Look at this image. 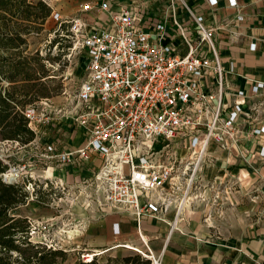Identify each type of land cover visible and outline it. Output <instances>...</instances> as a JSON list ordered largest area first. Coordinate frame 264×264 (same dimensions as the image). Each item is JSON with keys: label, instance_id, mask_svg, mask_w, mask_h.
<instances>
[{"label": "built area", "instance_id": "obj_1", "mask_svg": "<svg viewBox=\"0 0 264 264\" xmlns=\"http://www.w3.org/2000/svg\"><path fill=\"white\" fill-rule=\"evenodd\" d=\"M207 2L213 6L217 0ZM139 7L116 0L81 6L83 12L107 14L108 27L51 13L58 27L68 25L61 37L82 51L84 76L66 106L51 110L48 100H40L21 111L35 138L24 145L1 141L16 147L22 160L12 165L11 155H1L7 170L0 175L7 184H24L28 203H41L34 193L40 190L55 207L66 200L88 215L114 211L132 215L137 223L143 218L164 222L169 236L180 231L185 212L203 204L210 208L205 219L211 218L212 207L233 191L220 175L206 180L204 168L213 163L211 147L249 164L241 142L264 128L252 124L261 103L247 99L264 95V83L252 82L249 97L241 88L231 91L226 75L232 70L222 64L215 29L184 0H168L170 25L165 19L148 28L138 25ZM178 8L190 25L179 22ZM50 128L55 133L49 138ZM69 128L65 146L60 132ZM258 155L264 157V148ZM92 157L99 159L98 167L89 162ZM71 171L78 173L76 181L65 179ZM134 249L149 264H163L146 244L143 251ZM93 256L80 257L90 262Z\"/></svg>", "mask_w": 264, "mask_h": 264}, {"label": "crops", "instance_id": "obj_2", "mask_svg": "<svg viewBox=\"0 0 264 264\" xmlns=\"http://www.w3.org/2000/svg\"><path fill=\"white\" fill-rule=\"evenodd\" d=\"M95 1L98 0H51L52 5L48 6L63 19L80 17L90 25L108 27L107 14L81 11L83 4ZM184 1L194 13L203 17L207 26L215 29L214 39L222 64L225 69L232 70L226 75L231 91L241 88L249 97L252 82L264 83V0H235V6H230L229 0H217L213 6L207 0ZM116 2L138 4L136 22L142 27L148 28L153 22L164 19L169 25L171 23L168 0ZM176 13L180 23L191 24L180 8ZM237 16H242V21H237ZM247 100L261 103L260 113L252 124L264 128V95ZM243 130L248 133L249 127ZM241 147L249 152L248 165L235 155L210 148L213 163L205 166V179L220 175L233 189L218 206L212 207L211 218L205 219L210 208L201 204L185 212L179 224L180 231L168 236V226L164 222L143 218L137 223L130 214L110 211L106 215H83L82 220L77 219L71 233L79 229L86 253L91 252L88 254L99 258L126 255L120 254L122 250L138 254L134 248L143 251L146 244L155 254L161 255L163 264H264V157L258 155L264 148V131L243 140ZM89 162L95 167L100 164L94 157ZM77 178L76 171L65 175L69 182ZM114 251H119L118 256V252L116 256L110 255Z\"/></svg>", "mask_w": 264, "mask_h": 264}, {"label": "trees", "instance_id": "obj_3", "mask_svg": "<svg viewBox=\"0 0 264 264\" xmlns=\"http://www.w3.org/2000/svg\"><path fill=\"white\" fill-rule=\"evenodd\" d=\"M50 13L51 8L42 1L0 0V141L12 140L24 145L35 138L21 111L47 98L48 88L41 80L48 76L49 69L44 65L48 59L40 57L38 51L32 56L22 54L19 47L25 45L26 36H22L20 28L24 22L38 21L43 25ZM67 26L61 24L59 28L66 31ZM59 41L67 40L60 37ZM59 41L53 40L52 44ZM49 60L53 62L52 58ZM6 170L7 165L0 159V174ZM34 193L42 202L40 190ZM28 197L24 184H7L0 178V264L64 263L69 250L32 241L30 221L13 213L27 203ZM76 264H149V261L129 253L120 257L94 256L90 262L78 259Z\"/></svg>", "mask_w": 264, "mask_h": 264}, {"label": "rangeland", "instance_id": "obj_4", "mask_svg": "<svg viewBox=\"0 0 264 264\" xmlns=\"http://www.w3.org/2000/svg\"><path fill=\"white\" fill-rule=\"evenodd\" d=\"M27 1H42L47 5H52L51 0ZM51 13L43 25H40L38 21L24 22L22 24L20 29L22 30V36H26V43L25 45H21L19 50L22 51L23 55L30 54V56L38 51L40 57L48 59V61L45 60L44 63L45 68L49 69L48 76L41 80V82H46L48 96L46 99L41 100H48L52 110L55 107H62V105L66 106L72 101L84 76V62L80 49H71V46L68 48L70 43L68 39H65L67 41H59V38L62 34H65V32L61 31V28H59L58 24L52 19ZM53 40H58L61 44H59V42L52 44ZM49 58H52L53 62L50 61ZM34 67L36 71H39L37 65H34ZM3 85L7 86V83L3 82ZM48 132L47 136H49V138L55 133L52 128H50ZM60 133H63L60 136L61 144L69 146L70 143L67 140L71 133V129L69 128L68 131L63 130V132ZM0 140H2L1 136ZM77 140L78 138L76 136L74 141L75 145L78 143ZM6 154L9 156L11 155L10 163L12 165L21 164L22 155L19 153L18 149L13 145L8 146L0 141V156ZM13 174L14 173H12V175ZM45 201L46 197H44L42 201L45 204L42 202L37 203L29 201V203L27 202L25 205L18 207L14 211V214L25 217L30 221L33 231L31 234L32 241L53 244L59 248L61 247L65 250H69L70 253L67 254V258L62 264H76L78 259L81 260V254L86 253V250L82 243V233L78 232L79 229L74 231V233H71V231L74 229V225L77 224V219L82 220L85 212L79 206L70 205L66 200H63L61 204L59 203L58 207ZM76 244H78L79 247H75ZM115 252H118V256L119 251H114V253H110V255L116 256ZM77 253L80 254L78 255ZM129 253L134 252L122 250L120 254Z\"/></svg>", "mask_w": 264, "mask_h": 264}, {"label": "water", "instance_id": "obj_5", "mask_svg": "<svg viewBox=\"0 0 264 264\" xmlns=\"http://www.w3.org/2000/svg\"><path fill=\"white\" fill-rule=\"evenodd\" d=\"M0 178H1V175H0ZM1 179H2L3 182H6V181L4 180V178H1Z\"/></svg>", "mask_w": 264, "mask_h": 264}, {"label": "bare ground", "instance_id": "obj_6", "mask_svg": "<svg viewBox=\"0 0 264 264\" xmlns=\"http://www.w3.org/2000/svg\"><path fill=\"white\" fill-rule=\"evenodd\" d=\"M13 176H14V175H11V176L9 177V179H10V178H13Z\"/></svg>", "mask_w": 264, "mask_h": 264}]
</instances>
